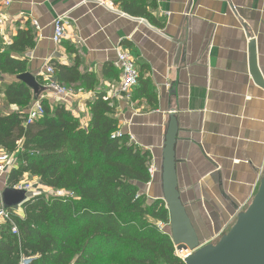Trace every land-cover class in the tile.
I'll use <instances>...</instances> for the list:
<instances>
[{
  "label": "crops",
  "instance_id": "obj_1",
  "mask_svg": "<svg viewBox=\"0 0 264 264\" xmlns=\"http://www.w3.org/2000/svg\"><path fill=\"white\" fill-rule=\"evenodd\" d=\"M65 14L67 35L55 42L53 21ZM27 29L35 46L12 50ZM118 49L141 74L119 98L112 96L121 79ZM0 51L26 60L42 80L31 106L42 94L58 103L43 85L48 64L94 77V87H79L84 92L66 106L87 126L97 95L116 105L119 129L157 166L150 182L138 183L149 204L163 196L165 136L176 115L178 189L202 245L226 233L254 198L264 175V0H0ZM15 80L0 74V87ZM0 100L2 114L21 109L3 90ZM8 181H0V206ZM11 208L24 214L21 205Z\"/></svg>",
  "mask_w": 264,
  "mask_h": 264
},
{
  "label": "trees",
  "instance_id": "obj_2",
  "mask_svg": "<svg viewBox=\"0 0 264 264\" xmlns=\"http://www.w3.org/2000/svg\"><path fill=\"white\" fill-rule=\"evenodd\" d=\"M34 46V33L27 29L18 32L11 49ZM54 68L60 83L94 87L91 75ZM25 72L26 60L0 51V74L17 76L0 88L8 104L21 108L0 113V148L16 152L18 160L8 185L31 174L73 195H35L21 205L22 216L13 212L0 229V264H20L25 256L33 257L30 264H184L171 235L156 224L170 223L165 201L149 204L138 186L151 181V153L127 135H116V105L97 95L88 102L91 120L84 126L65 104L43 99L44 117L25 125L24 110L37 96L18 79Z\"/></svg>",
  "mask_w": 264,
  "mask_h": 264
},
{
  "label": "water",
  "instance_id": "obj_3",
  "mask_svg": "<svg viewBox=\"0 0 264 264\" xmlns=\"http://www.w3.org/2000/svg\"><path fill=\"white\" fill-rule=\"evenodd\" d=\"M37 95L41 93L38 77L31 72L18 76ZM178 131L176 115H171L162 163V200L170 217V235L178 252L190 251L185 264H264V175L246 210L237 215L230 229L215 242L201 244L198 233L178 189L175 143ZM26 191L7 187L2 193L4 206L23 205Z\"/></svg>",
  "mask_w": 264,
  "mask_h": 264
},
{
  "label": "built area",
  "instance_id": "obj_4",
  "mask_svg": "<svg viewBox=\"0 0 264 264\" xmlns=\"http://www.w3.org/2000/svg\"><path fill=\"white\" fill-rule=\"evenodd\" d=\"M9 3L10 0H7ZM34 24L38 27V22L35 20ZM67 25L68 18L67 15H60L56 17L53 21V36L52 39L55 42H60L67 35ZM116 66L121 71V79L118 87L113 90L112 96L119 98L121 94L127 93L131 91L138 83L141 77L139 68L135 63L133 57L122 49L117 50V58L115 61ZM43 82L45 89L50 91V95L52 98L56 99L58 103H63L67 105L70 102V99L76 97L79 93H83L84 90L82 88L76 89L74 87L65 85L60 83L56 78V70L52 64H48L45 66ZM44 95L40 96V99L34 101L33 105L26 112V121L25 125L32 124L35 121L41 119L45 115V108L42 104L44 99ZM105 100H109L108 97H104ZM117 136H122L123 132L119 130L116 134ZM21 141H18L20 144ZM18 160L16 156V152L10 153L3 148H0V181L4 178L9 177V173L12 169L17 168ZM149 173L151 176V180L155 177L157 173V166L153 161L149 162ZM7 187H12L14 189H21L26 191L27 197L29 199L35 195L39 194H49L47 196H65V195H73V193H69L64 189H53L47 187L42 182H33L31 180L19 181L12 185H8ZM15 210L12 208H8L4 205L0 206V229L2 225L6 222L12 220V215ZM158 227L161 230H165L167 227H170V223L158 222ZM12 232L14 234H18V229L16 225L12 226ZM190 251H182L178 252L176 250V255L183 261L185 264L186 257L190 254ZM33 257H23L20 264H30L32 262Z\"/></svg>",
  "mask_w": 264,
  "mask_h": 264
},
{
  "label": "rangeland",
  "instance_id": "obj_5",
  "mask_svg": "<svg viewBox=\"0 0 264 264\" xmlns=\"http://www.w3.org/2000/svg\"><path fill=\"white\" fill-rule=\"evenodd\" d=\"M0 92H1V88H0ZM1 105H2V102H1V100H0V110L2 109ZM45 195H49V194L47 193V194H45ZM159 222H160V221H159ZM157 223H158V222H157ZM157 223H156V224H157ZM164 232L170 234V227H169V228L167 227V228L164 230Z\"/></svg>",
  "mask_w": 264,
  "mask_h": 264
}]
</instances>
